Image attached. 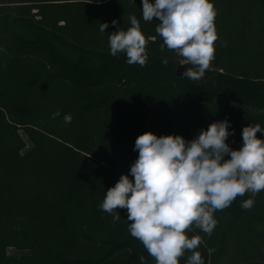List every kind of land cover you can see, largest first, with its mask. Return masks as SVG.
Here are the masks:
<instances>
[{
	"label": "trees",
	"instance_id": "16d2710c",
	"mask_svg": "<svg viewBox=\"0 0 264 264\" xmlns=\"http://www.w3.org/2000/svg\"><path fill=\"white\" fill-rule=\"evenodd\" d=\"M90 2L0 0V264H140V255L156 264L128 231L127 210L114 221L99 207L121 175L134 179L136 138L150 131L191 141L227 119L226 143L237 150L244 127L264 128V0H211L220 37L204 82L177 76L184 58L161 51L159 21L143 20L142 0ZM236 9L243 24L233 26ZM132 15L147 41L143 67L110 54L109 36L127 31ZM213 215L211 235L187 232L201 237L204 264H264V191Z\"/></svg>",
	"mask_w": 264,
	"mask_h": 264
},
{
	"label": "clouds",
	"instance_id": "9594fccd",
	"mask_svg": "<svg viewBox=\"0 0 264 264\" xmlns=\"http://www.w3.org/2000/svg\"><path fill=\"white\" fill-rule=\"evenodd\" d=\"M142 4L143 20L159 21L155 31L163 40L161 51L166 46L184 58L180 65H192L183 77L202 80L215 58L214 42L218 39L214 26L217 13L211 0H142ZM129 20L127 31L119 29L109 36L110 54L126 53L128 64L143 67L148 59L147 41L137 17L132 15ZM111 23L116 25L117 21ZM108 27V23H101L99 30L103 33ZM168 62L167 58L162 60L164 66ZM59 115L58 110L52 118ZM63 119L70 124L72 116L66 114ZM229 124L227 119L213 122L191 141L150 131L139 135L134 146L138 158L130 168L134 179L121 175L107 190L100 210L119 221L117 209H126L131 222L128 231L156 264H179L185 252L192 253L187 264H204L196 251L201 237L189 238L187 232L195 226L211 235L217 224L216 211L231 206L246 193L255 197L264 191V139L257 137L264 128L259 124L244 127L243 146L234 150L226 143L229 135H234ZM254 203L249 198L241 207L249 210ZM139 260L146 264L143 255Z\"/></svg>",
	"mask_w": 264,
	"mask_h": 264
},
{
	"label": "rangeland",
	"instance_id": "374dc122",
	"mask_svg": "<svg viewBox=\"0 0 264 264\" xmlns=\"http://www.w3.org/2000/svg\"><path fill=\"white\" fill-rule=\"evenodd\" d=\"M232 15H233V20H231V22H232V25H233V26H237V25L243 24L242 15H241V12H240L238 9H236L235 11H233V12H232ZM234 18H235V19H234ZM254 28H255V29H254ZM253 29H254V31H253V33H252V36H253L252 39L254 40V38H255V40H257L258 30H259V25H258L257 20H254V26H253ZM216 33H217L218 38H219L220 35L218 34L217 29H216ZM186 69H187V68H186V65H185V71H186ZM207 79H208V76H207V74H205V77H204L202 80H199V81L204 82V81H207ZM29 147H30V145L28 144V148H29ZM96 168H97V165H96L93 161H91V162H89L88 165L86 166V168H85V173H86L87 175H89V176H92V175L94 174ZM10 253H11V254H19V252L16 251V250H14V249H11V250H10Z\"/></svg>",
	"mask_w": 264,
	"mask_h": 264
},
{
	"label": "water",
	"instance_id": "95a60500",
	"mask_svg": "<svg viewBox=\"0 0 264 264\" xmlns=\"http://www.w3.org/2000/svg\"><path fill=\"white\" fill-rule=\"evenodd\" d=\"M184 71H185V65H180V66L178 67L177 76L182 77Z\"/></svg>",
	"mask_w": 264,
	"mask_h": 264
}]
</instances>
